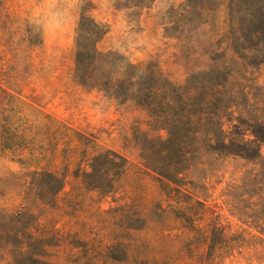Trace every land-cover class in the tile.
<instances>
[{"label": "rangeland", "instance_id": "obj_1", "mask_svg": "<svg viewBox=\"0 0 264 264\" xmlns=\"http://www.w3.org/2000/svg\"><path fill=\"white\" fill-rule=\"evenodd\" d=\"M262 7L264 0H0V264H264V187L249 179L257 166L198 150L179 175L180 192L166 191L153 173H137L141 147L165 138L147 109L74 79L82 18L105 31L91 85L110 73L120 79L131 65L137 87L152 73L182 87L241 44L235 38L255 28ZM251 77L245 91L260 115L264 68ZM107 151L125 158L127 171L114 195L100 197L83 174ZM46 173L61 189L44 207L33 177ZM125 227L133 230L123 238Z\"/></svg>", "mask_w": 264, "mask_h": 264}, {"label": "trees", "instance_id": "obj_2", "mask_svg": "<svg viewBox=\"0 0 264 264\" xmlns=\"http://www.w3.org/2000/svg\"><path fill=\"white\" fill-rule=\"evenodd\" d=\"M258 20L253 30H241L235 38L241 40V44L214 55L212 60L219 62L210 70L191 76L182 87L161 82L157 73L151 74L149 84L137 87L131 65H127L128 71L121 74L122 78L114 79L110 73L105 81L102 79L103 82L91 85L89 75L97 63L95 44L105 31L91 19L80 20L74 79L84 87L108 92L121 102L134 100L147 109L149 125L165 132L164 139L147 141L141 147L144 170L137 169V173L151 172L163 189L180 192L179 175L190 168L195 153L203 150L222 159H239L257 166L259 169L250 172L249 179L251 185L261 191L264 187V157L261 155L264 113H255L257 109L249 103V92L245 91L247 84L255 81L251 75L264 68V14ZM244 41L255 44L244 46ZM227 125L230 126L225 129ZM90 168V173L83 174V183L100 197H107L116 193L127 171V161L117 153L107 151L93 158ZM33 178V186L41 193V198L37 199L39 204L50 206L53 196L61 189L60 179L50 173ZM134 214H137L134 218H140L137 211ZM216 229L213 227L211 231ZM131 230L125 227L120 237L126 238ZM215 244L211 238L209 249ZM220 244H226V240L223 238Z\"/></svg>", "mask_w": 264, "mask_h": 264}]
</instances>
